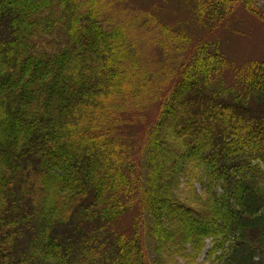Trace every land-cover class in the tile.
<instances>
[{"label":"trees","instance_id":"obj_1","mask_svg":"<svg viewBox=\"0 0 264 264\" xmlns=\"http://www.w3.org/2000/svg\"><path fill=\"white\" fill-rule=\"evenodd\" d=\"M75 2L0 0V264H192L209 240L210 264H264V60L226 97L182 81L175 100L201 113L132 155L98 122L115 117L119 80L143 81ZM212 59L197 52L199 77Z\"/></svg>","mask_w":264,"mask_h":264},{"label":"rangeland","instance_id":"obj_2","mask_svg":"<svg viewBox=\"0 0 264 264\" xmlns=\"http://www.w3.org/2000/svg\"><path fill=\"white\" fill-rule=\"evenodd\" d=\"M75 4L81 14L97 8L99 28L127 48L120 52L121 56L127 54L122 63L125 70L129 63L143 81L119 80L121 90L111 100L117 108L115 117L98 122L128 135V145L135 147L132 155H138L136 148L155 127L163 139L169 135L173 139L179 116L190 119L201 113L188 102L175 100L173 94L182 81L186 83L184 91L198 82L200 96L226 97L229 87L242 88L245 83L237 69L264 60V0H76ZM197 52L217 61V66L206 71L210 79L195 72L203 65L193 61ZM189 96L187 93L186 98ZM195 102L201 109V98ZM63 174L65 179L74 180L73 175ZM137 215L136 209L127 211L115 229L131 233ZM227 242L223 247V240H219L216 256L230 254L232 245ZM212 247V241H207L204 252L192 264H210L207 258Z\"/></svg>","mask_w":264,"mask_h":264}]
</instances>
